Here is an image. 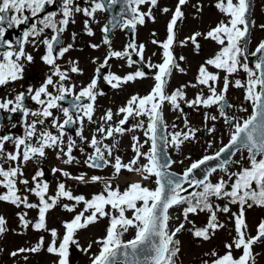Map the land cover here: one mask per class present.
Returning <instances> with one entry per match:
<instances>
[{
    "label": "snow or ice",
    "instance_id": "obj_1",
    "mask_svg": "<svg viewBox=\"0 0 264 264\" xmlns=\"http://www.w3.org/2000/svg\"><path fill=\"white\" fill-rule=\"evenodd\" d=\"M57 2L58 0H0V48L6 47V50L0 51V88L24 78L25 62L31 63L34 60V57L25 50L27 44L36 46L39 43L45 47V53L41 59L51 71L39 87L33 88L29 85L25 91H20L15 96L0 97V112L8 113L7 117H0V128H3L4 119L11 122V114L20 112L23 114L24 129L22 135L12 132L0 134V187L6 190L0 193V202H8L17 208L23 206L26 209L38 210L35 222L27 218V212L18 213L21 226L24 230L31 226L37 232H49L51 235V241L47 246L45 237L41 236L34 246L20 247L11 251L10 257L16 258L24 254L23 259L27 261V253H39L46 250L47 253L57 257L54 264H70V250L73 246L87 255L91 252L93 244H96L99 250L90 255V264H177V257L181 252L178 234L187 230L194 238L205 242L210 241L217 231L225 228V224L218 220V213H230L231 209L228 205L233 204L239 206L238 213L231 215L235 235L231 242H225L224 254L215 250L205 253L212 259L205 260L204 264H257L259 254L254 252V246L264 244V220L257 225L256 235H251L248 232L245 209L253 206L264 207V40L258 43L254 51H248L247 44L251 29L255 26V21L249 20L253 10L252 0H216L214 7L224 18L206 33L196 31L185 40L179 41L181 46L191 42L198 51L201 47L198 38L203 37L219 45V50L199 66L195 83L181 85L169 94L167 85L173 71L185 72L174 54V45L177 42L178 21L182 22L185 16L182 7L188 3V0H178L167 24L166 39L162 42L156 39L151 41L162 49L161 63L154 64L149 60L145 64L149 69H156L152 77L155 81L154 86L144 96L139 94L130 96L126 103L117 109L115 115L121 118L115 123H113L112 109L106 110L98 120L93 119L97 97L105 94L98 90L101 69L108 67L109 60L112 58H127L128 67L144 62L145 45H137L133 39L127 43L123 51L112 50L111 40L107 35L110 29L108 25H105L102 28L105 34L103 44L108 46V53L103 63L95 69L90 82L81 87L77 93V85L68 83L71 79L69 73L82 75L83 70L79 67L78 61H68L69 67L66 69H62L57 63L73 48L71 43L63 46L61 34L66 31L70 22L75 23L76 13H83L85 17L94 19L98 11L121 2L124 5L120 13L122 23L113 17L112 27L115 28L116 24L120 23L122 28H130L135 33L138 25L145 24L146 18L155 21L153 9L158 6L159 0H108L107 4L104 0H87L90 7L83 8L79 6L78 0H59V11L48 12L47 15L39 18L23 32L22 39L17 40L15 44L11 40H5V24L8 28L25 24L29 20V16L24 15L26 11L30 12L32 18H36L46 11L47 6L56 5ZM143 5H149L147 11L142 10ZM194 7L198 12L202 11L201 5H194ZM161 11L166 14L172 10L164 7ZM58 15L62 17L59 20ZM84 23L87 35H94L88 20ZM259 27L264 30V24H260ZM47 29L54 34L50 37L44 36ZM42 36L43 39H38ZM90 46L93 49L100 47L97 44ZM132 53L139 56V61L132 59ZM249 57L255 58L251 62L252 66H250ZM178 59L184 61L186 58L181 55ZM95 62L94 59L93 63ZM210 67L217 71H210ZM240 71L246 73L244 81L229 79ZM220 72L225 73L222 87L219 86ZM147 76L148 73L143 68H137L136 71L123 76L108 72L103 76V80L112 89H120ZM230 84L238 89L244 88V99L252 107V114L242 122L234 116H229L226 111L233 107L227 101ZM198 86L206 87L208 94L205 95L201 90L194 99L189 100L184 89ZM68 96L74 99L70 108L63 107L61 104ZM29 98L38 106L35 110L26 106L25 101ZM85 100L89 102L85 103ZM166 102L171 105L173 111H179L182 114L181 102L189 108L217 106L219 116L234 128L230 134L229 143L213 155H204L193 162L182 174L170 172L171 164L175 161L166 159L167 152L161 148V145H171L179 150L186 141L195 138L198 130L189 126L185 116L184 129L186 130L169 133L163 112ZM53 110H59L64 119L61 121L60 116ZM240 110L247 111L243 107ZM29 117L34 119L29 120ZM140 117H145L147 123L144 119H138L137 123L130 128L125 127L130 119ZM209 119L216 121L217 117L205 113V121ZM85 120L97 125L90 139L84 135ZM233 121H235L234 125ZM73 125H78L75 136L79 138L81 144H87L93 150L87 154L85 160L88 167L99 169L111 164L114 176H119L122 169H125L137 173L141 180L129 182L128 186L121 191L118 185L114 187L111 180L100 176L86 177L85 173L72 176L70 172L61 168L51 170L53 174L60 172L64 177L84 184L103 181V191L88 199L84 195H74L73 191L66 188L65 183L62 182L58 183L55 195H48L49 182L41 179L45 175L43 168H37L31 181L25 178L24 166L30 161L39 164L46 159L48 150L54 151L56 158L65 165L79 162L73 152L78 147L80 152H85V148L78 146L77 140L72 136H68L67 143L64 139L68 135L66 128ZM11 126L15 128L17 124L12 123ZM172 127L176 128L177 125L173 123ZM52 129H56V132L54 133ZM136 130H143L146 139L141 143L139 137H132L134 157L128 163H124L119 155L113 157V151L119 145L116 137ZM208 131L214 132L215 126ZM109 139L113 140L112 144L104 142ZM8 144L12 145V150L6 148ZM146 144L149 145L148 150L142 151ZM208 147L211 148L212 145L209 144ZM242 150L248 153V166L242 165L239 161L221 159L225 153L235 155ZM141 158L146 160V163H140ZM213 160H220L219 165L208 168L204 178L197 179L195 170ZM230 163H236L239 166L238 170L229 172ZM218 168L225 173L227 179L221 176L214 183L210 177L217 172ZM152 177H155L154 189L143 183ZM30 183L33 186L29 187ZM19 185L25 186L24 193L37 197L38 203L30 202L29 196L21 193ZM189 189H195V191L189 193ZM185 193L188 194L185 195ZM213 198L226 199L228 203L221 207L213 204ZM62 199L74 202L64 203L63 210L76 214L71 220L62 223L65 232L61 237L57 229L48 228L47 214ZM80 204L84 207L77 212V206ZM177 206H183L181 212L183 220L170 228L169 222L173 219L170 209ZM201 212H207L208 219L203 226H197L195 221L189 220V216H195ZM103 218L109 220L106 234L102 238L89 242L87 247L81 246L77 233ZM186 224L191 227L185 229ZM6 225L5 217L0 215V237L8 231ZM130 229H134V237L125 241L124 235ZM234 250L241 254L234 255ZM3 251L0 248V253Z\"/></svg>",
    "mask_w": 264,
    "mask_h": 264
},
{
    "label": "rangeland",
    "instance_id": "obj_2",
    "mask_svg": "<svg viewBox=\"0 0 264 264\" xmlns=\"http://www.w3.org/2000/svg\"><path fill=\"white\" fill-rule=\"evenodd\" d=\"M177 0H161L162 8L168 7L171 10H173V5ZM213 0H192V2L187 6L186 13L188 16H192V20H190V24L192 27L197 28L203 24V27L211 26V23H214L218 20V12H210V7L213 5ZM194 5H201L202 11H199L197 14V9L194 7ZM264 11V0H255L254 3V17L257 20V24L260 25L263 23L262 16ZM206 12V13H204ZM163 15H170L171 11L168 13H162ZM258 29V27H257ZM256 29V31H257ZM264 34L256 35L255 42H258L259 39ZM197 67V64L194 69H190L189 73L187 74V79H193L192 72L195 71V68ZM211 71H216L215 69H211ZM225 73H220L221 81L220 84L223 83V76ZM242 72H238L236 74H233L231 77H229L230 80L234 81L236 79H242L241 77ZM179 79L174 82V84H179L181 80L183 79V76H179ZM183 81V82H184ZM221 87V86H220ZM231 90V99L237 98V96L234 93L235 87H233L230 84ZM242 90L243 97L245 96V90L244 88H239ZM203 90L205 95L208 94L206 91V87L198 86L196 88H193L194 95H196L198 92ZM238 92V91H237ZM236 92V93H237ZM243 108L248 109V106L244 105L242 103L241 105ZM197 110V108H193ZM206 111V110H205ZM204 111V112H205ZM206 111V113H209L210 115H215L217 117L216 121L209 120L207 121L209 123V126L213 125L215 126V134H207L206 138L204 137V130L205 128V115L204 113H196L191 114V118L188 117L187 120L189 122V126L193 129H197L195 138L190 139L186 141L179 150H177L175 147L171 146L170 152L172 157L175 160V167L174 170L177 172H180L181 169L188 168L193 162L201 159L204 155H211L213 154L218 148H220L228 139L232 132L229 127H225V124L223 121L219 118V113L216 111V109H211ZM240 111V116L243 114L244 117H248L247 111ZM145 120V123H147V119L145 117L141 118ZM182 117L177 112H174V114H170L169 117H167L166 121L169 128V133L173 131H179V130H186L184 129V119L182 120ZM181 121V122H180ZM137 123V120L135 121ZM175 123L177 125L176 128H173L172 125ZM212 126V127H213ZM222 127V128H221ZM224 130L223 135L221 134V130ZM136 136L139 137L140 142L143 143V141L146 139V137L143 135V133L132 135L130 137V141L133 144L132 137ZM214 140H213V139ZM202 140H204L202 142ZM213 140V141H212ZM213 143V147L209 149L208 145ZM149 148V145H144V148L142 151H147ZM116 153L113 152V157L116 155L121 156L124 154L122 152L121 148L116 149ZM132 155H135V153L132 152L128 154V156L132 157ZM125 157V156H124ZM247 157L248 153L246 150H243L240 152L234 161H239L242 165L248 166L247 163ZM110 160L112 158H109ZM55 159H49V161H45V164L48 166L49 163L53 164L56 163L53 161ZM182 161V163H181ZM114 162V161H113ZM140 163H146V160L141 158ZM75 164H70L67 166H64V168H68L69 170H72L73 172H76ZM238 165L236 163H231L228 166L229 172L237 171ZM85 168V167H84ZM87 170V168H85ZM49 171V170H48ZM45 170V175L42 178V180H46L49 182V192L48 195H55V189L53 188L55 185H57L58 181L60 180L61 173L57 172L55 174L48 172ZM25 172V178H28L29 175V169L24 170ZM121 173L128 174L129 172L125 169H122ZM90 174L95 176H100L106 180H111L112 184H115V181L117 180V176H114V169L109 165V167L102 171H91ZM223 176L225 179H227V176L223 171L217 172L211 179L212 182H217L218 179ZM31 181V176L28 178ZM151 188H155V177H152L151 179ZM71 183L67 184V188L70 190H74V195H84L86 198L90 199L92 195L97 194L101 190L102 182L99 183H88L84 184L81 183L79 185H73V181H70ZM33 186L31 183L29 184V187ZM24 185H19V188L21 190V193H24ZM125 188V187H124ZM6 191L2 187H0V193H3ZM29 196V201L33 203H38V198L30 193H24ZM213 204H218L221 207H223L225 204L228 203V201L225 200H218L216 198L212 199ZM64 203L72 204L74 202L67 201L66 199H62L60 203L52 210L49 211L47 214V226L49 229L55 228L58 230L60 236L62 237L65 229L62 226V223L64 221H69L73 218V216L76 213H70L65 210H63L62 205ZM231 209L230 213H218V220L220 223L225 224V228L220 229L216 232L215 236L210 241H202L200 239L194 238L191 232L184 230L181 233L178 234V239L181 242V252L179 256L177 257L178 263L177 264H204L205 260H211V256H206L205 253H210L212 250H215L216 252L220 254H224L226 249L224 248L225 242H231L232 237L235 235L234 232V221L231 219L232 213H238L239 206L229 204L228 205ZM84 205L80 204L77 206V212L81 211L83 209ZM183 206H178L177 208L173 209L171 212V216L173 219L170 221V228L178 225L182 220L183 217L181 215ZM21 212H27L28 216L27 218L35 222V219L38 214V210L36 209H26L23 206L20 208H17L16 206L8 203V202H0V215H3L7 221V229L8 231L0 237V248H2L4 251L0 253V264H54V262L57 260V257L55 255L47 253L46 250H42L39 253H27L28 260L25 261L23 259V255L18 256L16 258L10 257L9 253L13 250H16L20 247H32L34 246L39 238L41 236L45 237V245L51 241V235L49 232L35 231L31 226L27 230H24L21 226V223L18 218V213ZM128 215H131V213H128ZM208 213L207 212H201L198 215H190L189 220L195 221V224L197 226H203L206 224L208 219ZM180 217V219H176V217ZM245 218L246 222L248 224V232L251 235H256V228L257 225L261 222V220H264V207H257L253 206L252 208H246L245 209ZM109 224L108 218L100 219L97 223L90 225L87 229L81 230L77 233V238L79 240V243L83 247H87V244L91 241H94L96 239L102 238L106 234V228ZM191 225L186 224L185 229L190 228ZM135 231L134 229H130L128 233L124 235V240L127 241L129 239H132L134 237ZM99 246L96 244H93V247L91 249V252L89 254H84L83 252L77 250L75 246L72 247L70 250V264H90V255L93 253L98 252ZM254 252L258 253L257 255V264H264V244H257L254 246ZM241 253L239 251L234 250V255L239 256Z\"/></svg>",
    "mask_w": 264,
    "mask_h": 264
},
{
    "label": "flooded vegetation",
    "instance_id": "obj_3",
    "mask_svg": "<svg viewBox=\"0 0 264 264\" xmlns=\"http://www.w3.org/2000/svg\"><path fill=\"white\" fill-rule=\"evenodd\" d=\"M107 4L108 0H104ZM80 7H90V4L87 0H78ZM149 5L141 6L143 11H147ZM106 8L103 11H98L95 14V18H88L83 15V13L75 14V23H69L66 31L61 34V41L63 46H67L68 44H72L73 48L65 54L64 58L57 61V63L61 66L62 69H66L69 67L68 61H78L79 67L83 70V74H75L69 73L71 79L68 81L69 84H76V92L80 91V88L86 86L90 80L93 78L95 74V69L103 63L107 53L108 46L103 44L104 33L102 32V28L105 25L109 26V15L107 13ZM59 11V0L56 5L47 6L46 11L41 13L39 17L32 18L30 12H25L24 15L29 16V20L20 26H13L11 28L7 27V24L4 25L6 28L5 32V40H11L14 44L17 40L22 39L23 32L28 30L33 23H35L39 18H42L44 15H47L48 12ZM112 11L118 15V12L121 11L119 6H116L112 9ZM211 11H214V7L212 6ZM198 12V11H197ZM219 12V11H218ZM153 13L155 16V21L149 20L146 18V22L144 25L137 26L135 33L130 28H122L120 25L112 32L109 31L107 34L111 40V48L116 51H123L127 43L131 42L133 39L139 44L145 45L144 51V62L134 64L132 67H128L127 58L118 59L112 58L109 60V65L106 68L101 69L100 80L98 85V90L103 91L105 94L102 96H98L96 103H99L101 106H104L107 102L120 101L130 98V96L134 95L137 89H145L146 86H152L155 81L152 78L156 72V69H149L145 66L147 61H151L152 63H161L162 62V49L157 44H153L151 41L156 39L158 41H164L167 37V24L169 21L165 22L163 16L161 14L160 9V0L158 6L153 9ZM199 13V12H198ZM11 15V14H10ZM60 15L57 16V19H61ZM85 20H88L89 27H91L94 35H87V31L85 28ZM117 20L122 23L121 18ZM190 20H192V16H184V19L178 21V30H177V42L174 45V54L177 57V61L184 69H194L195 65L197 67L200 66L207 58L212 57L218 50L219 45H217L214 41L210 39H204L203 37L198 38L200 43V49L197 51L191 42H188L185 46H181L179 41L185 40L186 37L191 36L194 32L201 30L203 24L201 26L194 28L190 24ZM219 22V21H218ZM217 22V23H218ZM119 23V24H120ZM213 25L215 27L217 25ZM110 28V27H109ZM209 29L205 31H200L206 33ZM156 35L153 36L152 34ZM54 33L47 29L45 30L44 36L50 37ZM73 34H75V39H73ZM44 37H40L38 39H43ZM97 44L100 45L99 48L93 49L90 45ZM18 47V46H17ZM6 50L5 48H0V51ZM25 50L27 53H30L34 60L31 63L25 62V70H24V78L15 82L14 84H9L5 87L0 88V97L5 96H15L16 93L20 91H25L26 88L31 85L33 88L39 87L41 83L46 78L47 74H51L49 66L43 63L41 57L45 53V47L42 44L37 43L36 46L32 44L25 45ZM155 54V55H154ZM183 55L186 59L184 61H179V57ZM96 60L93 63V60ZM132 59L135 61H139V56L135 53H132ZM196 67V68H197ZM137 68H143L145 72L148 73L147 78L145 79H137L134 83H129L124 85L120 89H112L106 82L103 80V76L107 75L108 72H113L120 74L121 76L134 72ZM195 68V69H196ZM178 70L173 71V75L170 80V85L172 80L176 79V74ZM182 76V75H181ZM187 78V75H183V79L181 83ZM54 79H57L54 77ZM74 102L72 96H68L65 101H62L61 104L65 107L69 102ZM25 104L27 107L35 110L38 106L31 101V99H26ZM56 115H59L61 112L59 110H53ZM12 115L11 122L8 119L3 120V128H0V134H4L7 132H12L16 135L23 134L22 127V113L17 112ZM8 113L0 112V117H7ZM34 119V117H29V120ZM12 123L17 124V127L12 128ZM8 150H12V145H6Z\"/></svg>",
    "mask_w": 264,
    "mask_h": 264
},
{
    "label": "water",
    "instance_id": "obj_4",
    "mask_svg": "<svg viewBox=\"0 0 264 264\" xmlns=\"http://www.w3.org/2000/svg\"><path fill=\"white\" fill-rule=\"evenodd\" d=\"M161 148H162L163 150H166V146L163 145V144L161 145ZM166 159H167V157H166ZM211 167H213V166H211V165L209 166L208 164L205 165V166H202L200 169H197V170H196L197 172H195V175H196V174L201 175V172H205V174H206L207 169H208V168H211ZM203 178H204V177H203ZM203 178H202V179H203ZM120 259H122V257H121Z\"/></svg>",
    "mask_w": 264,
    "mask_h": 264
},
{
    "label": "bare ground",
    "instance_id": "obj_5",
    "mask_svg": "<svg viewBox=\"0 0 264 264\" xmlns=\"http://www.w3.org/2000/svg\"><path fill=\"white\" fill-rule=\"evenodd\" d=\"M121 181H129V180H131V181H140L141 180V178H140V176H138V175H132L131 177H130V179H126V177H121V179H120ZM144 182V181H143Z\"/></svg>",
    "mask_w": 264,
    "mask_h": 264
}]
</instances>
